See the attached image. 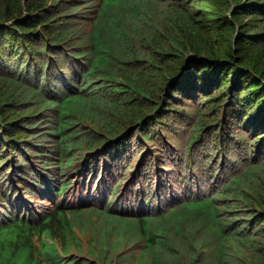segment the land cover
<instances>
[{
    "label": "trees",
    "instance_id": "obj_1",
    "mask_svg": "<svg viewBox=\"0 0 264 264\" xmlns=\"http://www.w3.org/2000/svg\"><path fill=\"white\" fill-rule=\"evenodd\" d=\"M76 2L0 0V241L15 235L23 246L11 262L0 248V264L107 263L96 246L81 260L63 257L45 237L65 252L80 249L74 221L110 204L54 200L86 193L95 175L104 189L114 160L135 147L130 183L142 167L152 170L147 195L157 196L177 164L182 179L174 182L188 191L171 193L163 214L130 218L135 239L160 245L155 259L167 250L171 264H184L176 239L184 246L192 232L201 251L191 264L202 263L204 245L213 248L210 264H264V0H97L85 33L73 15L94 1ZM189 102L199 105L197 116L183 107ZM100 115L102 123L92 119ZM183 125L177 146L170 132ZM120 188L118 181L108 196L116 200ZM29 194L51 208L36 216ZM134 199L146 197L136 190Z\"/></svg>",
    "mask_w": 264,
    "mask_h": 264
},
{
    "label": "rangeland",
    "instance_id": "obj_2",
    "mask_svg": "<svg viewBox=\"0 0 264 264\" xmlns=\"http://www.w3.org/2000/svg\"><path fill=\"white\" fill-rule=\"evenodd\" d=\"M85 1H94V3L86 5L85 7L77 10L73 17L74 19V25L77 26L83 33L87 32L90 29V20L93 18L95 14V8L97 6V0H77L76 3L79 5H82ZM164 1V0H162ZM165 3V2H164ZM159 6V5H158ZM162 8L164 9V4L162 5ZM161 8L158 7V10ZM77 38L70 43L75 45V50L79 49V45L81 44L79 42L80 36H76ZM88 48V46H85ZM61 56V55H60ZM67 63V62H66ZM194 102H189L188 104H182L183 107L187 110H190L194 116H197L196 112L194 111L195 108H198V104H193ZM96 122L102 123L105 121L104 116L101 115L94 119ZM175 119V118H174ZM171 123V122H170ZM177 123V122H176ZM90 124V123H88ZM177 125V124H175ZM185 126H180L179 128V134L176 135L173 132H170L173 142L177 146H181L182 144V138L180 134L182 133L181 129H183ZM241 136H245V133L243 131L240 132ZM227 138V137H224ZM224 142V140L222 139ZM132 147H135L133 144ZM136 148H132L131 154L126 157L123 162H118L119 160H114V165L112 164L111 170L113 172L112 175L106 177L105 183L106 186L104 189H102L103 183L96 181L97 175H95L93 181L90 184V187L88 191L83 194H80L78 192H75V189H71L70 192L63 195L62 199H55V203H61L66 204L68 208H75L79 205L81 206H87L90 205V208L94 207L98 209H103L104 205L108 202L110 204V208H108V212H99L98 210H93V212L87 213L83 216L82 222L74 221L73 223V229H75L76 237L82 242V245L80 249H78L76 246L71 245L66 252L70 253L68 254L70 257H76L79 260L84 258V255L87 256V247L91 248V246H96L100 252H102L104 255L107 254L108 260L106 261L108 263H114V264H168L164 261L166 259L171 264V260L168 257H165L166 255L169 256L170 251H165L166 255L162 252H157V258L155 259L153 255L151 254L152 250L157 249L160 245H149L146 243V237L143 238H136V232L135 227L133 225H129L130 218H136L139 219L140 217H143L144 215L148 213H152L153 215L157 214H163L165 211L170 207L169 203L170 200L168 199V196L171 193H178L180 191L179 195H182V197L179 198H185L188 193L183 188L184 183L182 182H174V180L182 179V175L178 172L177 164L175 167L170 168L171 172L164 174L165 179L167 182V185L163 186V192L162 189H160L157 192V196H149L147 195L148 192H153V188L155 187L156 182L155 181H149L148 184L146 183L147 180V173H151L150 171H144V167L141 168L143 172L140 171L141 175H137V178L135 179V183H130L131 174L133 171L137 170L135 166L137 167V163L139 162L138 154L139 152L136 151ZM149 149L151 147H148ZM152 151V148L150 149ZM158 152V151H157ZM229 153H234V147L231 146L229 148ZM137 156V157H136ZM168 159V158H164ZM20 159L17 160L19 162ZM168 163H172L168 161ZM132 165V169L129 172H126L125 167L126 165ZM159 167V166H158ZM166 166L165 168H167ZM240 167H243L241 165ZM8 170V168H7ZM101 170V169H99ZM227 171V170H226ZM159 172L158 168L156 167V171ZM227 173V172H226ZM198 174V171H197ZM172 177L170 181H168V177ZM223 176V175H222ZM119 177H123L121 180H118ZM126 177V180L124 179ZM220 178V176H219ZM222 179V177H221ZM118 181H121L122 188L118 190V193L115 195L116 200L108 196V193L110 192V189L117 184ZM96 183L101 187L99 191H96ZM126 185V186H125ZM76 187H81V183L78 181V184L75 185ZM98 186V187H99ZM110 186L109 188H107ZM200 186L201 192H206L205 189H208L207 184L205 182ZM177 187V189H175ZM108 189V190H107ZM194 192L196 191L195 187H193ZM137 190V196L138 198L144 199L146 197V200L142 204H136V200L134 199L135 192ZM69 191V190H68ZM139 191V192H138ZM25 193L22 194L23 197H25ZM166 196V197H165ZM158 197V199L156 198ZM30 200L28 201L31 206L35 209V212L37 211L38 214H35L36 216L40 217L45 212H47L52 204L49 203V201L44 200L39 195H32L29 194L28 197ZM176 198V197H175ZM174 198V199H175ZM109 206V205H108ZM86 208V207H85ZM90 211V210H87ZM86 210L84 211V213ZM0 213H4L1 211ZM83 213V214H84ZM118 214V215H116ZM151 219L147 221L145 224L147 227H151ZM192 227V224L190 225ZM193 228V227H192ZM93 237V238H92ZM6 240L2 239L0 241V248L3 252L7 254L9 257L10 262L13 261V258L19 255V248H23L22 243L20 242V239L17 240L15 235L13 237H7ZM198 239L196 233L189 232L186 233V236L184 237V246H182V243L180 242L179 238L176 239V245L179 246L181 250V254L184 255V264H191V257L196 254H199L201 249L198 247V243L195 245L193 240ZM169 240V239H167ZM50 242L51 240L48 239ZM58 241V240H57ZM30 242L34 247H39L41 245V241L39 240V237L36 233H33L30 237ZM53 243L56 242V239L52 241ZM157 242V241H156ZM20 243V244H19ZM191 243L194 245L193 251L189 249V246H191ZM19 244V248L16 247V245ZM58 250L61 248V245L59 242H57ZM25 249V246H24ZM80 252V254H79ZM87 252V253H86ZM36 255V252H34ZM82 254V255H81ZM164 254V256H163ZM244 254H248L246 251ZM213 257V248L209 245H204L202 247V254H200V261L201 264H210ZM88 258V257H87ZM91 260V259H90ZM49 261H45L41 257V264H49ZM196 263V262H195ZM196 264H199L196 263Z\"/></svg>",
    "mask_w": 264,
    "mask_h": 264
},
{
    "label": "clouds",
    "instance_id": "obj_3",
    "mask_svg": "<svg viewBox=\"0 0 264 264\" xmlns=\"http://www.w3.org/2000/svg\"><path fill=\"white\" fill-rule=\"evenodd\" d=\"M45 239H46L47 241H48V239L51 240L50 243H52V241L55 240V239L52 240V239H50L49 237H45ZM48 242H49V241H48ZM57 242H58V241L56 240V242H55L56 245H57ZM39 247H40V245H39ZM60 249H62V246H61ZM79 253H80V252H79Z\"/></svg>",
    "mask_w": 264,
    "mask_h": 264
}]
</instances>
